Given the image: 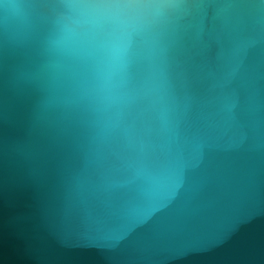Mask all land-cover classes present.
I'll return each mask as SVG.
<instances>
[{"label": "water", "instance_id": "95a60500", "mask_svg": "<svg viewBox=\"0 0 264 264\" xmlns=\"http://www.w3.org/2000/svg\"><path fill=\"white\" fill-rule=\"evenodd\" d=\"M124 8L0 0V264H264V0Z\"/></svg>", "mask_w": 264, "mask_h": 264}, {"label": "clouds", "instance_id": "9594fccd", "mask_svg": "<svg viewBox=\"0 0 264 264\" xmlns=\"http://www.w3.org/2000/svg\"><path fill=\"white\" fill-rule=\"evenodd\" d=\"M134 0H83L85 7L97 19L118 20L124 16V5L133 3ZM114 56L119 57L124 50V36L116 34L110 42Z\"/></svg>", "mask_w": 264, "mask_h": 264}]
</instances>
